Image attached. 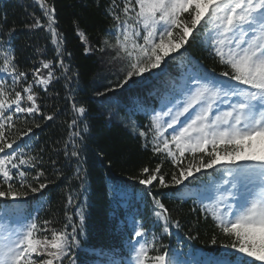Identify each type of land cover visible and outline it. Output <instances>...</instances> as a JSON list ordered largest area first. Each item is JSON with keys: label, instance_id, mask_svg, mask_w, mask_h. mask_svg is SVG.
Segmentation results:
<instances>
[{"label": "snow or ice", "instance_id": "obj_1", "mask_svg": "<svg viewBox=\"0 0 264 264\" xmlns=\"http://www.w3.org/2000/svg\"><path fill=\"white\" fill-rule=\"evenodd\" d=\"M34 4L41 15L33 13L25 27L47 32L54 50L53 58L40 59L38 67L34 62L28 71L19 69L15 27L5 32L6 15L0 20V264H89L81 259L85 249L108 256L96 264H264V0H109L103 12L112 23L97 46L79 22H73L85 55L99 52L109 64L119 65L116 82L97 91V97L152 80L165 85L162 91L149 92L159 106L144 109L148 125L141 127L128 116L124 120L143 150L161 156L154 168L143 166L138 175L129 177L151 198L154 226L160 232L148 240L143 219L133 218L127 261L111 258L115 250L106 254L86 243L89 109L77 99L79 72L67 62L71 53L58 28L55 0ZM97 7L102 5L97 2ZM202 29L203 44L225 69L218 74L186 56V45ZM177 60L186 71L173 75L169 63ZM60 80L72 118L66 122L67 136L57 142L62 147L52 149L57 156L63 152V163L49 156L56 177L51 179L44 168L45 149L34 152L31 141L33 129L41 128L36 118L47 126L60 112H42L38 89L47 93ZM142 108L136 104L131 115ZM21 119L24 123L31 119L32 126L12 135ZM165 157L179 170L170 181L162 173ZM66 168L72 169L71 176L64 174ZM202 170H212L211 195L200 200L199 212L206 221L211 217L214 229L228 242L218 244L214 234L210 247L186 256L182 245L174 249L162 243L171 228L179 231L181 224L152 189L181 186L190 176L196 180L194 173L208 175ZM60 179L79 184L67 191L62 227H51L48 220L38 224V214L25 215L26 198L43 197ZM116 191L114 186L112 192ZM38 202L43 206L42 200ZM197 238L187 234L188 240Z\"/></svg>", "mask_w": 264, "mask_h": 264}, {"label": "trees", "instance_id": "obj_2", "mask_svg": "<svg viewBox=\"0 0 264 264\" xmlns=\"http://www.w3.org/2000/svg\"><path fill=\"white\" fill-rule=\"evenodd\" d=\"M99 2L102 7H97ZM109 0H55L57 9L58 28L66 36V50L71 53L70 62L73 69L79 72V89L77 99L82 102L88 109L87 122L91 126V133L87 141L86 149V167L88 171V190L86 192V213L87 236L86 243L89 246H95L97 249H103L104 253H110L115 250L113 259L126 260L130 252L128 244L131 242L129 234L132 231L124 207L115 202L110 184H118L127 186L133 196L134 208L137 210V218L143 219L146 229L148 230L147 239L151 240L153 235L160 232L158 227L154 226V217L152 215L151 198L146 195L143 186L135 183L129 177L138 175L139 169L143 166L154 168L160 162L161 156H153L151 150H143L141 141L138 137H134L128 129L124 127L125 117L137 121L141 127L149 124L148 116L144 114V109L151 110L153 106L159 105L158 99L149 95L153 88H164V83H157L152 80L138 88L129 89L125 87L123 90L109 93L107 97L100 98L96 96L97 91H103L105 87L110 86L109 82H116L119 65L109 64L108 57L99 52L95 55H85L84 46L75 34L74 21H78L82 29H84L93 46L99 45L100 41L105 37L110 28L111 20L106 19L103 12V6H106ZM41 15L39 6L34 4V0H0V20L7 17V25L4 31L7 32L15 27L14 48L20 70L28 71L34 65L39 66L40 59H52L54 55L53 47L47 32L43 30L31 31L25 27L26 24L32 22V14ZM204 30L191 40L190 45H186V56L189 60L199 61L205 69L214 70L216 74L224 71L216 58L209 54L208 49L203 44ZM40 51H37V50ZM180 51H183L181 49ZM172 55H177L173 53ZM186 68L180 67V61L169 63V71L173 75H178ZM59 75V73H57ZM3 76V74H0ZM31 79V76H29ZM10 84V79L8 80ZM63 80L54 82L45 93L42 89H38L40 99L38 104L44 113L51 114L60 109L59 114L53 121L44 122L36 118V122L41 123V128H34L35 136L32 138L34 143V152L44 148L43 153L46 161L44 168L46 175L51 179L56 177L49 156L52 159H58L61 163L64 161L63 152L56 153L52 151L54 147H62L57 144L67 136V121L71 116V106L65 101V89ZM138 97V100H134ZM136 104H140L143 108L131 115ZM114 113V115H113ZM33 121L28 120L27 123L23 119L17 121L12 135L27 127H31ZM147 130V129H146ZM151 138V137H150ZM190 159V156H189ZM109 161L111 164L109 165ZM219 169V168H217ZM208 175L194 173L197 178L189 177L181 186H170L168 188H154L153 192L158 193L162 202L169 209L173 220H179L181 228H171V235H165L162 243L169 244L171 248L185 249H205L210 247V241L213 235L217 237V243L228 242L226 238L214 229L211 217L206 221L200 214V205L195 199L180 197L179 193L182 186H197L208 180L212 176V170H202ZM179 170L174 167L168 158H164L162 164V173L166 174V180H171V175ZM66 176L72 175V169L66 168L64 171ZM193 182L190 184L189 181ZM78 181H69L66 179L57 180L55 184H50L45 190L43 197L26 198L24 204L25 215H37L38 224L43 221H52L51 227L61 228L64 222V205L66 203V195L69 188L77 189ZM43 201V206L38 201ZM81 200H85V196H81ZM132 209V207H130ZM195 209V211H194ZM176 232V233H175ZM177 235V238L173 236ZM198 237L194 240H188L187 234ZM50 236L51 233L49 232ZM40 238V233H37ZM179 238L180 242H177ZM180 245V246H179ZM154 254V253H150ZM108 256H101L95 252L85 249L81 252V259L86 260L89 264H96V261L105 260Z\"/></svg>", "mask_w": 264, "mask_h": 264}, {"label": "rangeland", "instance_id": "obj_3", "mask_svg": "<svg viewBox=\"0 0 264 264\" xmlns=\"http://www.w3.org/2000/svg\"><path fill=\"white\" fill-rule=\"evenodd\" d=\"M184 71H186V69H185ZM149 82H150V81H149ZM149 82H147V83H149ZM147 83H146V84H147ZM181 119H183V118H181ZM169 131H171V130H169ZM188 178H189V177H188ZM186 180H187V179H186ZM114 186H116V188L119 189V191H116L115 193H113L115 200H116L117 202H122V203H124V204L126 205V207H128L129 204H130L131 201H132V198H133V196L131 195L130 190H129L127 187L122 186V185H111V189H112V190H113ZM193 193L196 194L197 198H199V196H200L199 199L204 198L205 196H209V195H211L210 192H206V191H205L204 193H202V194H201V192L198 193V191H195V192H193ZM200 194H201V195H200ZM201 200H202V199H201ZM208 202H209L208 200H204V203H205V204H207ZM131 215L133 216V214H131ZM131 222H132V220H131ZM189 256H195V254H190Z\"/></svg>", "mask_w": 264, "mask_h": 264}]
</instances>
